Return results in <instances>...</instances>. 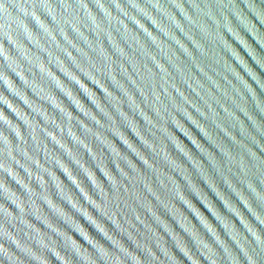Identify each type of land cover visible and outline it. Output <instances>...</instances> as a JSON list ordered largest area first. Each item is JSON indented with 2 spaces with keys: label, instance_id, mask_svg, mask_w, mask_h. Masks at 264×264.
<instances>
[{
  "label": "water",
  "instance_id": "1",
  "mask_svg": "<svg viewBox=\"0 0 264 264\" xmlns=\"http://www.w3.org/2000/svg\"><path fill=\"white\" fill-rule=\"evenodd\" d=\"M0 264H264V0H0Z\"/></svg>",
  "mask_w": 264,
  "mask_h": 264
}]
</instances>
